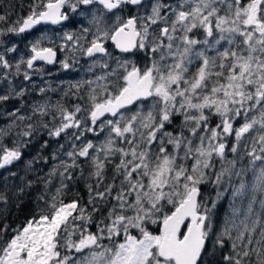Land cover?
<instances>
[{"label":"snow or ice","instance_id":"1","mask_svg":"<svg viewBox=\"0 0 264 264\" xmlns=\"http://www.w3.org/2000/svg\"><path fill=\"white\" fill-rule=\"evenodd\" d=\"M76 15L81 28L63 33L58 51L71 55L59 63L68 70L83 56L92 60L90 72L104 71L73 85L77 92L88 85L87 108L44 100L30 115L7 113L0 141L18 121L35 122L24 124L12 147L0 143V170L8 173L0 174V264H264V0H34L0 36L63 26ZM108 41L122 54L115 67ZM51 43L35 40L14 64L6 55L15 45L0 52L7 84L0 104L22 100L33 76L45 74L42 65L57 62ZM140 54L143 66L129 59ZM42 131L70 142L67 160L53 154L59 163L34 179L36 158L24 163V175L12 171ZM85 162L94 181L86 183L87 204L66 202L65 181ZM41 182L26 222L4 223L9 204L19 209Z\"/></svg>","mask_w":264,"mask_h":264},{"label":"rangeland","instance_id":"2","mask_svg":"<svg viewBox=\"0 0 264 264\" xmlns=\"http://www.w3.org/2000/svg\"><path fill=\"white\" fill-rule=\"evenodd\" d=\"M21 2L27 4V2H24L22 0H21ZM15 12H17V10L14 9V11L11 12L12 14L8 13L5 6H4V3L1 4V0H0V15H6L7 16L6 21L0 22V29H6L7 25L10 24L13 21V19H15V16H17V15H13ZM11 15H13L12 18H11ZM23 17H25V15ZM73 18H75V17H72V19ZM11 35L12 34L9 33V34H6L4 36H0V41L3 42V43H0V52H3L6 47H11L13 45L16 46V42L12 41L13 35H12V38L10 37ZM69 45H70L69 48H71V44H69ZM21 49H22L21 51H18L16 49L15 52L8 53L6 55V58L9 59V61L14 64L15 62L19 61L21 58H24V56L29 55V51H28L27 46L22 47ZM69 62L72 63L71 60H69ZM74 64L78 65L77 63H74ZM85 65H86L85 63L82 65V69H83L82 72H79L81 69H79L77 67H72V68L67 70V75H68L67 76V91L69 92V94L67 96L63 95V97L66 100H63L62 102H63V105L69 109H72L73 106L77 103H79L84 108L89 107V104H88V85L84 84V86L79 90V92H77L76 88L73 87V85H75L81 81L93 80V79H95V76L102 74L101 72L97 73L95 71V69L90 72L88 70L90 65H88L87 67ZM2 71H3V69H0V72H2ZM13 71H14V69H13ZM36 77H38L39 80L41 78H46V73L43 75V77H41L40 75H37ZM22 79H23L22 76H20L14 80V83L19 84L20 81H22ZM43 82H44V79L42 80L41 83L38 82L35 84V89H34L35 93L34 94L36 96L41 95V94H39L38 90H39V87L44 86ZM31 85L32 84H29L28 86H31ZM49 86L51 87V89H54L53 85L52 86L49 85ZM49 86L45 85L46 88H49ZM0 87L7 88V84L6 83H0ZM48 92L52 93V92H54V90H50ZM48 94L49 93H47V95L44 96L43 100L36 99V100H30L28 102V100L23 101V100L13 99L9 102H13V101L17 100L18 104L17 103L10 104L9 102L5 103V105L0 104V127H5L6 125L9 124L12 117L8 116L7 113L12 111L15 108L21 109L20 114L30 115L31 114V105L35 102H41V101L43 102L44 100H50L51 103L53 105H55L56 102H54L51 99V95L50 94L48 95ZM78 97H81V98L78 99ZM141 107H142L141 104L136 105V108H141ZM136 108H133L132 110L135 111ZM144 110L147 111V107H144ZM84 115H86V114H84ZM108 118H111V117H108ZM45 119L49 123V125L51 126L52 117L49 116V117H46ZM1 121H4V123H1ZM29 122L34 123L35 118L33 119V121H25L23 123H20L18 121L17 124L22 129L24 127V124L29 123ZM178 123H179V121H177V124ZM15 129H16V127L13 128L14 131H15ZM11 136H12V134L9 137L3 138V140L5 139V141L9 140V143H6L8 147L13 146L12 145L13 139ZM40 136H42V139H41L42 141L40 140L41 142L39 141ZM24 139H27V138H24ZM86 139L92 140L93 142H98L97 137L95 135H93L92 133H86ZM99 139H103V135H101L99 137ZM45 141L48 142V145H47V147H42V145H44ZM1 142L2 141H0V143ZM61 144L65 145V148L63 150L58 151ZM27 147H29V149ZM27 147H25L23 149V153L25 154V156L27 158H25L26 160H24V161L22 160V162L25 163L26 161L33 160L34 158H36L35 163L33 164V168L35 169V171L29 174V176H31V178L34 179L37 174H39L41 176L46 175L47 172L49 171V169L52 168L54 164L59 163L58 160L54 161L52 159L53 154H57L60 158L67 160V157H66V155H64V153L67 150H70L71 144L63 136L57 140L56 138H50L47 135V131H42V132H37L31 138L30 143L27 145ZM45 159L47 160V163H45ZM18 163L11 170L12 171H18L20 175H24V167L22 169L18 168ZM91 170L92 169L89 167V165L86 162L82 163L81 168H77V169L73 170L74 178L72 180H66L65 181V183L69 186L68 189L66 190V194L63 197V199L66 202L70 201L72 199H80L82 205L87 204V201L89 198V192H88V188L86 187V183H93L94 184V181L88 179V174ZM81 172H83V178H81ZM0 174H2L3 176L8 175L7 172H3ZM107 175L109 177L111 176V168H109L107 170ZM13 182L16 184L20 183V181H18V182L17 181L16 182L11 181V180L9 181L10 184ZM0 183H2V180H0ZM35 186L38 187L39 192L43 190V183L42 182L39 185H35ZM57 186H59V177H55L53 179V187H52L53 192L55 191V187H57ZM205 193H207V192H205ZM208 193L210 194V191H208ZM214 196H215V192H213L212 197H214ZM228 205H229V200L227 198L220 201V207H219L218 211H219V215H220L221 219H223L225 212L228 210ZM0 206H3V205H0ZM89 210H90V206H89ZM97 219H99V217H97ZM12 228H16V226L12 227ZM91 231H93V232L96 231L95 226H92ZM103 243L107 244L108 241L105 240V241H103Z\"/></svg>","mask_w":264,"mask_h":264},{"label":"flooded vegetation","instance_id":"3","mask_svg":"<svg viewBox=\"0 0 264 264\" xmlns=\"http://www.w3.org/2000/svg\"><path fill=\"white\" fill-rule=\"evenodd\" d=\"M24 2H27V4L25 3H21V0H15V4H14V9L19 11V14L17 16H15V19H13V21L7 25L10 26L12 25L14 22H16L18 19L21 18V16L23 17L24 15L27 16L29 14L30 11V6L33 4L34 0H26ZM75 18L72 19L73 22H65V24L62 25H50V24H42V25H38L35 29L31 30L30 32H26L20 35H13V40L14 42H16V49L18 51H21L22 47L27 46L28 51L30 50V46L31 44L37 40V39H42L44 46H53V44L51 43V41L55 42V49H57V62L52 64V65H42L43 68L45 69V73H46V78H41L40 80L38 79V77H36L37 75L33 76V84L35 85L36 83H41L42 80L44 79L43 82V87H45V85L49 86V85H53L54 86V92H46L43 95H39L36 96L34 93L35 91L33 90V84L29 87V94L26 95L22 100H28V102L30 100H36V99H40L43 100L44 96L47 95V93H49L51 95V99L56 102L55 104H57V102L63 104V100H66L63 95L65 92H67L69 94V92L67 91V70H64L61 67V64L59 63V61H62L66 58V56H70L71 52H61L58 51L61 43H63L62 41V36L64 32H78L81 28L80 23H75L74 21H80L83 20V17L81 16H73ZM85 24H87V21H84ZM12 35L10 36L12 38ZM15 38V39H14ZM88 39H91V36L88 37ZM83 43V41H82ZM108 50L110 53H112V57L113 59L111 61H109V63L115 67V58L121 56L122 54L119 53L117 50L114 49V47L111 45V42L108 41ZM70 46V45H69ZM28 55L24 56V59H27ZM99 57H97L98 59ZM105 59H107V57H105ZM129 59H133L135 60L140 66H143V64L145 63L144 59H143V54H140L139 57H129ZM86 64L85 66L87 67L88 65L92 64V60L90 58L87 57H83V56H79L78 57V65L73 64L72 67H77L79 69H81L79 72H82V65L84 63ZM84 66V67H85ZM83 67V68H84ZM95 71L97 73L99 72H103L104 70L96 67ZM48 74V75H47ZM70 74V73H69ZM46 88V87H45ZM33 93V94H32ZM48 94V95H49ZM42 102V101H41ZM10 104H18V101H13V102H9ZM5 105V103L3 104ZM1 123H4V121H1ZM21 130L20 127H16L15 131L13 130L12 132V139L16 140V139H20V137H17L16 133L19 132ZM42 139V136H40L39 141ZM42 141V140H41ZM40 141V142H41ZM4 145L7 146L6 143H9V140H2V142ZM36 145V144H35ZM29 149V147H27ZM25 158H27L24 154L23 157V161L26 160ZM24 167V163L21 161L18 163V168L22 169ZM4 170H0V173H3ZM18 172V171H17ZM31 178V176H30ZM18 182L19 180L16 179L15 182ZM37 188V186L34 185L33 190H31V193ZM209 189L205 188L204 192H207L206 194L212 196L213 192H210V194L208 193ZM33 201L35 202V199H33Z\"/></svg>","mask_w":264,"mask_h":264},{"label":"trees","instance_id":"4","mask_svg":"<svg viewBox=\"0 0 264 264\" xmlns=\"http://www.w3.org/2000/svg\"><path fill=\"white\" fill-rule=\"evenodd\" d=\"M2 3H4L7 12L12 14L11 12L14 11L15 0H1V4ZM18 14L19 11L15 12L13 15ZM13 15H11V18ZM38 193L39 189L37 187L32 193H30V195L23 197V202L19 209H17L16 207V202L10 203L7 212L4 213L6 219L3 222L9 224L11 228L15 226H22L27 218H29L36 210V196L38 195ZM33 199H35V202L33 201ZM3 207L4 206H0V209H3Z\"/></svg>","mask_w":264,"mask_h":264},{"label":"water","instance_id":"5","mask_svg":"<svg viewBox=\"0 0 264 264\" xmlns=\"http://www.w3.org/2000/svg\"><path fill=\"white\" fill-rule=\"evenodd\" d=\"M110 117V116H109Z\"/></svg>","mask_w":264,"mask_h":264}]
</instances>
